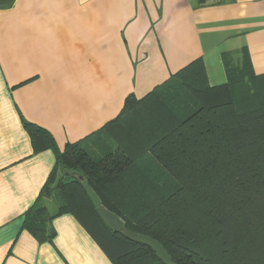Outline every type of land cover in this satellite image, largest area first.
Returning <instances> with one entry per match:
<instances>
[{"label":"crops","instance_id":"0c3cea01","mask_svg":"<svg viewBox=\"0 0 264 264\" xmlns=\"http://www.w3.org/2000/svg\"><path fill=\"white\" fill-rule=\"evenodd\" d=\"M241 49L264 80V0H15L0 10V264H113L70 213L53 218L51 241L23 228L55 154L33 151L22 119L62 151L196 59L208 86L225 84L222 55Z\"/></svg>","mask_w":264,"mask_h":264},{"label":"trees","instance_id":"16d2710c","mask_svg":"<svg viewBox=\"0 0 264 264\" xmlns=\"http://www.w3.org/2000/svg\"><path fill=\"white\" fill-rule=\"evenodd\" d=\"M14 2L0 0V10ZM237 53L222 55L223 85L208 86L196 59L143 98L128 95L113 121L128 143L98 153L83 140L59 151L46 129L22 119L33 151L55 154L23 228L51 241L53 218L70 213L113 264H163L149 247L112 230L86 181L105 209L127 229L157 239L174 264H264V80L247 51ZM44 198L55 202L54 211L41 205Z\"/></svg>","mask_w":264,"mask_h":264},{"label":"water","instance_id":"95a60500","mask_svg":"<svg viewBox=\"0 0 264 264\" xmlns=\"http://www.w3.org/2000/svg\"><path fill=\"white\" fill-rule=\"evenodd\" d=\"M83 187L87 195L91 199L93 205L98 209L104 221L112 228L113 231H120L121 235L126 239L149 247L153 251L154 255L163 264H174L171 262V257L169 256L163 245L157 239L127 229L124 226L123 221L116 214L108 211L101 205L99 197L91 189L86 181H83Z\"/></svg>","mask_w":264,"mask_h":264},{"label":"rangeland","instance_id":"374dc122","mask_svg":"<svg viewBox=\"0 0 264 264\" xmlns=\"http://www.w3.org/2000/svg\"><path fill=\"white\" fill-rule=\"evenodd\" d=\"M234 91L239 92V96L241 95L240 88H237L236 90L234 89ZM124 130L126 129L121 128L120 130L118 122H115L84 139L81 142L82 147L91 153H98L103 147L108 146L109 144H119V141L122 140L128 143L129 138ZM52 185L53 184H51V186ZM42 204L46 205L50 211L55 210L56 204L52 199L44 198L41 201V205Z\"/></svg>","mask_w":264,"mask_h":264}]
</instances>
